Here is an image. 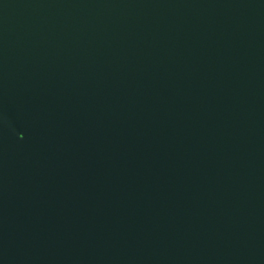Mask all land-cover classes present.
<instances>
[{
    "label": "water",
    "instance_id": "95a60500",
    "mask_svg": "<svg viewBox=\"0 0 264 264\" xmlns=\"http://www.w3.org/2000/svg\"><path fill=\"white\" fill-rule=\"evenodd\" d=\"M0 264H264V0H0Z\"/></svg>",
    "mask_w": 264,
    "mask_h": 264
}]
</instances>
